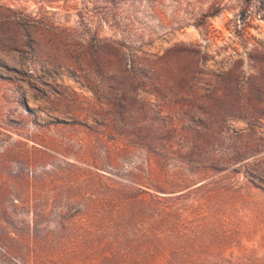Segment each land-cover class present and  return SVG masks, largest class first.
I'll return each instance as SVG.
<instances>
[{
	"label": "rangeland",
	"instance_id": "1",
	"mask_svg": "<svg viewBox=\"0 0 264 264\" xmlns=\"http://www.w3.org/2000/svg\"><path fill=\"white\" fill-rule=\"evenodd\" d=\"M251 36L264 45V0H0V264H109L95 258L93 238L109 236L97 215L118 213L170 264H264V139L233 120L181 164L133 146L139 128H117L104 104H120L126 63L196 44L220 70ZM139 189L152 195L123 194Z\"/></svg>",
	"mask_w": 264,
	"mask_h": 264
},
{
	"label": "trees",
	"instance_id": "2",
	"mask_svg": "<svg viewBox=\"0 0 264 264\" xmlns=\"http://www.w3.org/2000/svg\"><path fill=\"white\" fill-rule=\"evenodd\" d=\"M218 12L207 13L204 17L212 18ZM251 38L255 45L245 53L246 58L231 57L228 65L220 70L208 68L213 59L196 44L174 45L163 54L152 56L143 65L139 64V67L138 63H126L125 77L121 81L115 80L122 87L120 104L104 102L110 107V111L114 110L110 116L114 118L115 126L124 129L139 128L137 135L142 134L143 139L135 142L133 146L139 147L145 154L171 153L179 163L185 162L183 156L201 153L198 151L199 143L205 141L207 144H215V141H219L233 120L246 123L251 137H257V141L263 140L264 136L259 135V130L264 128V45L255 37ZM235 52L240 56L238 51ZM245 65L249 66L253 73H247ZM146 89L152 92L157 101L165 105L155 108L150 101L142 100L140 92ZM172 105L180 111L174 114L172 109V113H166L165 106L170 109ZM129 121L132 124H129ZM96 122L99 124V121ZM185 134L191 136V141L194 142L188 147L190 151H185L187 147H176V140ZM108 156L112 158L113 155ZM245 156L246 153L241 154L242 158L238 157V161L249 158H244ZM160 158L156 159L159 163L163 161ZM151 160L154 158H148V161ZM154 165L157 163L153 162L151 167ZM150 170V178L153 180L156 171L154 168ZM178 184L171 181L165 186ZM204 184L196 188H202ZM148 189L154 190L147 187ZM154 191L164 196L158 198L167 201V198H171L168 196L173 194L163 187ZM123 194L134 200L141 199L142 194L152 195L142 189L126 190ZM102 219L106 223L109 236L93 238L97 262L98 252L105 250L109 264L171 263V255L168 253L146 250L147 238L143 237L145 232L136 227L132 216L118 213L107 218L105 214H98L97 220ZM68 222L72 223L71 219ZM149 243L155 244V240L152 239Z\"/></svg>",
	"mask_w": 264,
	"mask_h": 264
}]
</instances>
